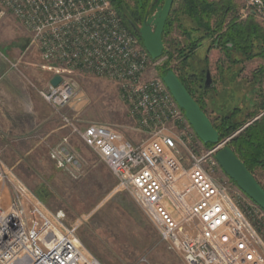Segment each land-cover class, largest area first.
I'll use <instances>...</instances> for the list:
<instances>
[{"label":"built area","instance_id":"obj_1","mask_svg":"<svg viewBox=\"0 0 264 264\" xmlns=\"http://www.w3.org/2000/svg\"><path fill=\"white\" fill-rule=\"evenodd\" d=\"M242 1L240 18L253 16L264 26V1ZM8 14L25 27L41 60L56 68L38 90L54 109L75 96L63 69L115 83L144 140L134 143L101 123L86 125L80 136L184 264H264V210L221 171L214 157L220 145L204 149L162 76L152 73L159 58L123 26L109 0H0V21ZM55 76L60 81L52 85ZM65 143L51 148V157L78 165ZM78 227L63 210H49L0 160V264H102Z\"/></svg>","mask_w":264,"mask_h":264},{"label":"rangeland","instance_id":"obj_2","mask_svg":"<svg viewBox=\"0 0 264 264\" xmlns=\"http://www.w3.org/2000/svg\"><path fill=\"white\" fill-rule=\"evenodd\" d=\"M163 1L159 0L149 10L147 19ZM181 1L174 0L170 18L175 16L178 21H173L172 30L163 35L164 49L152 73L162 75L168 68L179 75L213 126L220 124L224 117H229L230 121L226 120L229 123L242 125L264 114V57L245 58L233 50L229 52L234 58L231 63L225 52L214 44L216 33L206 35L202 29H196L192 19L180 13ZM234 1L238 5L236 20H245L239 15L243 1ZM140 26L136 23L134 27L138 30ZM183 29L198 41L182 67L178 64L177 50L188 41ZM258 50L254 42L252 53ZM54 70V66L41 60L36 47L30 45L29 34L22 23L11 14L5 16L0 21V87L16 84L24 88L21 87L22 92L28 94L30 100L29 107L24 109L32 124L38 123L33 127H41V98L36 91L46 87ZM207 70L213 86L204 90ZM63 71L75 84V96L69 105L60 109L45 103L44 113L46 120L60 127V138L53 145L42 142L41 146L29 150L35 145L34 136L41 135L38 128L30 135L31 139L14 145L15 148L0 150V160L49 210H63L67 223H79L78 237L102 264H184L180 254L160 237L154 220L136 196L118 187L113 173L80 136L86 125L101 123L116 127L134 143L144 140L140 136L141 129L129 118L117 86L105 77ZM44 74L46 79L42 80ZM3 106H0V116L4 115L6 107ZM65 117L68 121L63 119ZM231 138L227 144L235 152ZM64 142L66 148L74 152L78 165L61 166L51 157V148ZM252 174L264 188V166L253 167Z\"/></svg>","mask_w":264,"mask_h":264},{"label":"trees","instance_id":"obj_3","mask_svg":"<svg viewBox=\"0 0 264 264\" xmlns=\"http://www.w3.org/2000/svg\"><path fill=\"white\" fill-rule=\"evenodd\" d=\"M109 1L120 16L123 26L134 34L142 44L138 30L134 26L136 23L142 24L147 20L146 17L149 10L159 0L156 2L155 0ZM237 8L238 5L234 0H182L178 6L180 13H183L195 22L196 29H202L206 35L208 33L217 34L214 44L225 52L231 63L234 62V58L230 56L229 52L233 50L245 58L253 56L264 57V28L257 24L253 16H248L245 20L237 21L235 18ZM173 10L171 7V14L169 13L165 23L163 35L172 30L173 21H178V18L175 16L170 18ZM179 27H181L180 24ZM183 33L186 34L188 41L180 50L179 48L178 50L176 49L179 51L180 56L178 64L182 67L185 64L186 57L197 47L198 41L191 38L190 33L186 29H183ZM254 42H256V46H259V50L252 53ZM167 70L168 68L164 69L161 76ZM178 78L185 84L179 75ZM196 102L198 103V101ZM227 118L229 117H224V120L220 124L214 126L219 132L220 140L234 134L245 125V123L242 125L229 123L227 121H230V119L227 120ZM231 143L235 153L251 173L253 167L264 166V114L236 133L231 138ZM203 145L206 148L213 146L210 143Z\"/></svg>","mask_w":264,"mask_h":264},{"label":"water","instance_id":"obj_4","mask_svg":"<svg viewBox=\"0 0 264 264\" xmlns=\"http://www.w3.org/2000/svg\"><path fill=\"white\" fill-rule=\"evenodd\" d=\"M156 1L158 0H155V2ZM173 1L174 0H164L161 6H157L154 14L145 20L138 29L143 47L152 59H158L162 55L164 49L162 35ZM59 81L60 77L55 76L50 82L52 85H57ZM162 81L177 106L183 111L186 120L200 142L203 144L210 143L214 146L220 145L214 157L221 171L235 183L237 188L245 196L264 210V188L247 169L233 149L227 144V141L232 136L222 140L219 139V132L173 70L168 69L162 76ZM212 86L213 81L207 70L203 89L206 90ZM258 117H255L253 120ZM253 120L246 123L241 129L246 127Z\"/></svg>","mask_w":264,"mask_h":264},{"label":"crops","instance_id":"obj_5","mask_svg":"<svg viewBox=\"0 0 264 264\" xmlns=\"http://www.w3.org/2000/svg\"><path fill=\"white\" fill-rule=\"evenodd\" d=\"M1 79H3V82L5 81L4 83L11 84L6 78ZM43 79H46V74H44ZM21 87H17L16 84L0 87V106L4 105L3 107H6L4 108V115L0 116V150L15 148L14 145L29 139L32 132L38 128L41 130V135L34 136L36 139L35 145L29 150H33L39 145L41 146L42 142L43 144L53 145L60 138L61 133L58 131L60 127L54 124V121L50 122L45 119L46 102L38 94V90L36 92L41 98V127H33L38 123L32 124L28 111L24 109L29 107L30 100L28 94L22 92Z\"/></svg>","mask_w":264,"mask_h":264}]
</instances>
